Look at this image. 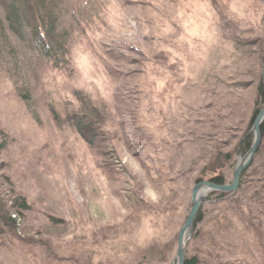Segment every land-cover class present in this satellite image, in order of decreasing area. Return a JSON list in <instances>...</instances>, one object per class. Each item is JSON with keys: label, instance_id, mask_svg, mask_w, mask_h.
Returning a JSON list of instances; mask_svg holds the SVG:
<instances>
[{"label": "rangeland", "instance_id": "obj_1", "mask_svg": "<svg viewBox=\"0 0 264 264\" xmlns=\"http://www.w3.org/2000/svg\"><path fill=\"white\" fill-rule=\"evenodd\" d=\"M58 1L53 38L67 41L59 69L72 75L27 36L2 57L0 199L16 222L0 228V264H174L193 186L212 169L230 184L253 141L264 0ZM27 87L29 106L17 97ZM77 92L105 117L92 147L66 123ZM219 194L184 259L264 264V135L235 194Z\"/></svg>", "mask_w": 264, "mask_h": 264}, {"label": "trees", "instance_id": "obj_2", "mask_svg": "<svg viewBox=\"0 0 264 264\" xmlns=\"http://www.w3.org/2000/svg\"><path fill=\"white\" fill-rule=\"evenodd\" d=\"M224 5L227 7L228 3L226 0H221V6H223V8ZM61 9L62 7L60 1L58 0H53V2L50 0H0V68L3 69L8 66L7 64H9L4 60L6 57L2 58L4 56L3 53H5V56L7 53L9 57L12 56V58L15 60L13 52L14 49L12 47L11 40L17 41L18 43V41H23V39H25L27 36L28 41H30L32 46L35 47L41 58L50 68L53 67L59 76L66 75V79L67 77H70L72 75V71L68 72L67 74L66 70H60L62 63H65L68 54L67 41L63 38L62 41L60 39L56 40L53 38L54 32L56 31L57 21L65 19L58 18L59 16L56 17L52 12L57 10L58 13H63ZM78 12L83 13L82 11ZM75 14H77V12ZM185 15H187V13H185ZM74 23L78 24L79 21ZM71 24L73 25V22H71ZM174 42L177 43L176 39ZM158 45L160 44L158 43ZM169 46L170 45L159 46L165 49L160 52H165V54L172 53L171 49L167 50L169 49ZM161 53H159V55ZM261 61H264V53ZM13 70L14 68L12 70H6L10 73L12 78L16 77V73ZM152 80L156 82V80ZM28 91L31 92L28 87L25 89V91L21 89L19 91L20 94L17 95L18 99L25 105H28L30 102V98L27 95ZM256 96L258 101L264 104V87L261 79L256 87ZM96 109L97 108L90 103L89 98L85 94L83 95L77 92L75 104L71 108H68V110L64 111V113L67 114L66 123L68 126L71 127L76 134H78L82 142L88 144V146L90 145V147L94 146L95 140L97 138L101 139L99 135V129L100 126H102L105 122L104 115ZM258 111L260 110H256L255 114H257ZM52 120L57 125H59L61 122L60 118L55 114H52ZM260 134L261 136L264 135V124L260 127ZM2 146L3 145L0 144V152ZM249 147L250 141L247 139L242 143L240 152L244 153ZM225 156L227 158L229 154H226ZM245 170L241 173L239 184L240 181L243 180ZM207 182L214 184H224V177L221 174H215L212 169V171L210 170L207 173ZM224 196L226 197L228 194H219V197L224 198ZM237 199L238 198H236V200ZM18 201L19 202L15 200L14 202L17 210L16 213H18V216H20L23 211H26L29 208L24 198H19ZM13 207L14 205L11 207L7 206L6 202H3L2 199H0V228L6 227V229L9 231L10 229L14 228L16 218H11L12 214L10 213ZM199 220L200 212L196 216L195 223H197ZM52 223L57 224L59 221L56 220ZM195 261L196 260L194 258L189 260L184 259V264H195Z\"/></svg>", "mask_w": 264, "mask_h": 264}, {"label": "water", "instance_id": "obj_3", "mask_svg": "<svg viewBox=\"0 0 264 264\" xmlns=\"http://www.w3.org/2000/svg\"><path fill=\"white\" fill-rule=\"evenodd\" d=\"M261 80L264 86V62L261 68ZM264 121V107L256 115L252 122L250 132L253 135V141L247 153L243 157H237L236 165L232 172V178L230 184H214L211 182H199L195 184L191 190V210L186 217L183 225L176 236V252L174 257V264H184V250L187 240L191 236L193 224L196 216L204 204V200L212 193L218 192L222 194H228L232 197L239 184L241 173L247 168L253 155L257 152L260 141V127Z\"/></svg>", "mask_w": 264, "mask_h": 264}]
</instances>
